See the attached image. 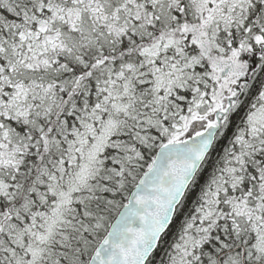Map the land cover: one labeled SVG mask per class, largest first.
<instances>
[{
  "label": "snow or ice",
  "instance_id": "6c2138e0",
  "mask_svg": "<svg viewBox=\"0 0 264 264\" xmlns=\"http://www.w3.org/2000/svg\"><path fill=\"white\" fill-rule=\"evenodd\" d=\"M0 264H264V0H0Z\"/></svg>",
  "mask_w": 264,
  "mask_h": 264
}]
</instances>
